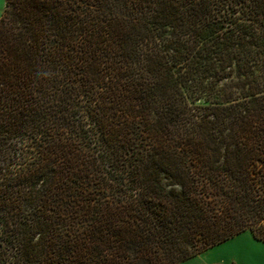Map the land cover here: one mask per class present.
I'll use <instances>...</instances> for the list:
<instances>
[{"label": "trees", "instance_id": "trees-1", "mask_svg": "<svg viewBox=\"0 0 264 264\" xmlns=\"http://www.w3.org/2000/svg\"><path fill=\"white\" fill-rule=\"evenodd\" d=\"M264 241V0H4L0 264H176Z\"/></svg>", "mask_w": 264, "mask_h": 264}, {"label": "crops", "instance_id": "crops-1", "mask_svg": "<svg viewBox=\"0 0 264 264\" xmlns=\"http://www.w3.org/2000/svg\"><path fill=\"white\" fill-rule=\"evenodd\" d=\"M2 7L4 9V0H0V16L3 12ZM241 237H247L248 239H250L251 243L256 245L258 248L264 246V241L254 238L250 230L246 229L176 264H197V262H200V264H204V262L208 260L204 257V255L207 253H219L217 255V259L214 260L216 261V264H228V262H230V264H240L241 261L250 259V257H237L236 255H228L226 252V246L231 244L233 241L239 240Z\"/></svg>", "mask_w": 264, "mask_h": 264}, {"label": "snow or ice", "instance_id": "snow-or-ice-1", "mask_svg": "<svg viewBox=\"0 0 264 264\" xmlns=\"http://www.w3.org/2000/svg\"><path fill=\"white\" fill-rule=\"evenodd\" d=\"M226 252L228 255H236L237 257H250V259L241 261L240 264H264V246L258 248L247 237H241L239 240L227 245ZM197 264H200V262H197ZM204 264H216V261L209 259Z\"/></svg>", "mask_w": 264, "mask_h": 264}, {"label": "rangeland", "instance_id": "rangeland-1", "mask_svg": "<svg viewBox=\"0 0 264 264\" xmlns=\"http://www.w3.org/2000/svg\"><path fill=\"white\" fill-rule=\"evenodd\" d=\"M2 9H3V7H2ZM2 9H1V11H2ZM222 252H224V251H222ZM218 254L219 253H207L204 255V257L207 258L208 260L209 259L216 260ZM220 254H222V253H220Z\"/></svg>", "mask_w": 264, "mask_h": 264}]
</instances>
